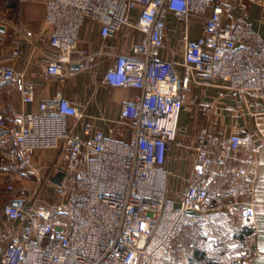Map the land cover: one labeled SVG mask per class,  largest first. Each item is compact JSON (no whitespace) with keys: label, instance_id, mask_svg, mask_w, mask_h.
<instances>
[{"label":"built area","instance_id":"1","mask_svg":"<svg viewBox=\"0 0 264 264\" xmlns=\"http://www.w3.org/2000/svg\"><path fill=\"white\" fill-rule=\"evenodd\" d=\"M229 2H45L42 34L55 51L46 81L62 83L69 76L79 30L90 20L104 40L123 29L140 34L127 53L114 57L102 79L110 88L139 95L117 118L104 120L106 133L90 125L75 132L86 115L59 95L39 101L35 113H11L7 145L0 153V181L7 195L0 206V264H178L175 253L186 231L193 234L192 251L204 249L210 264H220L214 255L222 242L213 232L220 224L216 216L239 195L246 199L237 203L239 227L257 228L255 177L244 176L255 165L236 156L243 140L223 141L206 131L195 146L178 138L183 94L193 76L221 83L239 100L264 99V40L246 23L225 21ZM169 16L183 27L182 58L172 63L159 60ZM190 17L203 20L202 35L194 41L188 39ZM93 62L94 55L78 53V69ZM0 85L16 91L23 105L35 103L33 91L11 67L0 66ZM175 150L188 153L191 162L176 206L167 197L164 169ZM39 153L54 154L53 169L64 173L60 185L43 183L34 167ZM235 162L242 166L232 171L227 187L214 189L223 169ZM245 258L241 250L228 264Z\"/></svg>","mask_w":264,"mask_h":264},{"label":"crops","instance_id":"2","mask_svg":"<svg viewBox=\"0 0 264 264\" xmlns=\"http://www.w3.org/2000/svg\"><path fill=\"white\" fill-rule=\"evenodd\" d=\"M46 1L18 0V10L8 9L0 16V66L11 67L21 74L26 87L35 95L33 105H23L16 91L0 85V144L8 140L5 130L9 127L11 113H35L39 101L51 100L59 95L86 115L75 132L80 133L82 127L90 125L93 130L106 133L104 120L117 118L122 107L139 95L132 89L110 88L102 83V79L114 57L118 53H127L129 47L140 40V34L123 29L115 38L104 40L100 36L99 26L90 20H84L79 30L77 51L69 67V76L62 83L57 79H44L48 62L55 56V51L42 34ZM136 14L133 12V16ZM225 21L230 24L246 23L264 40V0H230ZM166 22L165 42L159 51V60L179 62L184 50L180 37L183 27L172 16ZM202 32L203 20L190 17L188 39L194 41ZM78 53L94 55V62L87 69H78ZM177 73L181 78L182 71L177 69ZM183 97L185 103L179 120L178 137L181 142L197 145L202 131L223 141L233 136L239 137L244 144L236 156L251 159L255 165L245 169L244 176L255 177L252 199L257 228L252 231L239 227L237 203L245 201V197L239 195L236 199H229L216 216L220 224L214 227L213 232L222 242L214 255L220 264H228V259L244 250L245 260L236 264H264V99L247 96L239 100L221 83L204 81L199 76H193ZM68 123L72 124L73 120L69 119ZM53 158V153H39L34 162L35 169L40 172V168L51 164ZM241 166V163L235 162L225 167L213 188L227 187L232 171ZM164 169L168 175L167 197L176 206L191 170L188 153L173 151ZM192 236V232L186 231L181 237V246L175 253L178 264H210L204 249L192 251L189 248Z\"/></svg>","mask_w":264,"mask_h":264},{"label":"rangeland","instance_id":"3","mask_svg":"<svg viewBox=\"0 0 264 264\" xmlns=\"http://www.w3.org/2000/svg\"><path fill=\"white\" fill-rule=\"evenodd\" d=\"M10 9V2L9 0H0V16L2 17L3 12H6V10ZM7 141L4 140L3 144H0V153L1 151L6 147ZM40 175L43 177V183L46 185V187L52 186V185H60L61 181L63 179L64 173L54 170L52 165L49 164L45 167L40 168ZM60 177V180H58ZM59 181L57 183L56 181ZM5 184L0 181V206H2L7 199V195L5 193ZM32 187H30L31 189Z\"/></svg>","mask_w":264,"mask_h":264},{"label":"trees","instance_id":"4","mask_svg":"<svg viewBox=\"0 0 264 264\" xmlns=\"http://www.w3.org/2000/svg\"><path fill=\"white\" fill-rule=\"evenodd\" d=\"M10 2V9L18 10V0H9Z\"/></svg>","mask_w":264,"mask_h":264},{"label":"water","instance_id":"5","mask_svg":"<svg viewBox=\"0 0 264 264\" xmlns=\"http://www.w3.org/2000/svg\"><path fill=\"white\" fill-rule=\"evenodd\" d=\"M58 180H60V177H59V179H58ZM58 180L56 181L57 183H59V181H58Z\"/></svg>","mask_w":264,"mask_h":264}]
</instances>
